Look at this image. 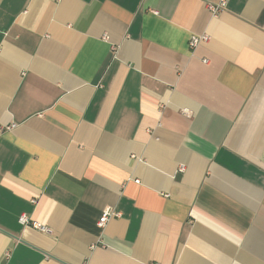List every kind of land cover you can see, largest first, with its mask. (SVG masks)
<instances>
[{
	"label": "crops",
	"instance_id": "obj_1",
	"mask_svg": "<svg viewBox=\"0 0 264 264\" xmlns=\"http://www.w3.org/2000/svg\"><path fill=\"white\" fill-rule=\"evenodd\" d=\"M218 1L0 0V264H264V0Z\"/></svg>",
	"mask_w": 264,
	"mask_h": 264
},
{
	"label": "built area",
	"instance_id": "obj_2",
	"mask_svg": "<svg viewBox=\"0 0 264 264\" xmlns=\"http://www.w3.org/2000/svg\"><path fill=\"white\" fill-rule=\"evenodd\" d=\"M226 2H227V0H220V1L215 2V3H208L206 5V8H207L208 12L210 13V15L215 18V17H218L220 15V13H222V11L225 9ZM209 38L210 37L208 35H204V34L203 35H192L189 38L188 45H189L190 49H195L200 44L208 42ZM204 63H206V60H204ZM180 170H183V168L181 167ZM112 217L118 218V217H120V214L112 211L111 209H105L103 211L102 215L98 219V222H97L98 227L103 228L105 226V224L107 223V221ZM19 222L22 225H29L30 224L29 219L25 215H21L19 217ZM31 226L35 229L42 231V232H48V229L46 227L41 226L38 223L33 222V223H31ZM6 256L9 257V254H6ZM155 264H157V263H155Z\"/></svg>",
	"mask_w": 264,
	"mask_h": 264
}]
</instances>
